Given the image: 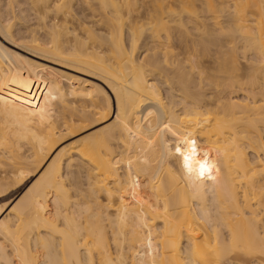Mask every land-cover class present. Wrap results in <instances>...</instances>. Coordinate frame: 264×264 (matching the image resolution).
<instances>
[{"label":"bare ground","instance_id":"bare-ground-1","mask_svg":"<svg viewBox=\"0 0 264 264\" xmlns=\"http://www.w3.org/2000/svg\"><path fill=\"white\" fill-rule=\"evenodd\" d=\"M168 1L76 52L38 30L66 0H0V264H264V0Z\"/></svg>","mask_w":264,"mask_h":264},{"label":"rangeland","instance_id":"rangeland-1","mask_svg":"<svg viewBox=\"0 0 264 264\" xmlns=\"http://www.w3.org/2000/svg\"><path fill=\"white\" fill-rule=\"evenodd\" d=\"M167 1L166 0H115V2L121 5V9L119 11L113 12L114 7L113 9H111L112 5H110V7L106 6L101 0H66V2L62 4L61 9L59 10L60 14L57 16V18L63 19L61 25L57 26L56 24H54L53 20L52 21L50 20L49 21L50 25L48 28L46 27L47 29L42 27L41 24L38 27V30H40L39 31L40 34L43 35H46V30L49 31V36L47 37L48 34L46 35L47 40L50 39V41L52 40L54 43L57 44L62 43L64 47L72 46L73 48L72 50L76 52L85 51L88 47H91V49H96V48L98 49V46L100 47L101 44L105 43V35L103 34L105 31H102V29H104L103 26H105L106 24L113 27L114 29L119 28L121 25L123 26L125 25V27H127V25H130L132 27L135 28L137 27L139 29L147 28L151 25H154L156 28L161 27L162 23L157 19V16L161 15L163 12L164 13L167 11L171 12L173 9L182 7V6H176L178 4H175L176 3L175 1H174L175 3L168 1L169 3H174V4H170L171 7L169 8L168 6L169 3ZM187 8L190 11L188 15H190L191 17L200 16L201 14L206 13L207 10L205 5H201L199 3L189 5L187 6ZM111 11L113 13H111ZM57 13L58 12L54 10V13H52V15H55ZM110 13L111 15L114 14V20L108 22L107 21L109 19L108 15H110ZM22 16L26 19L30 18V13L26 11L24 14H22ZM22 21L28 23V21H26L25 19H22ZM32 22L34 23L35 20H32ZM85 27L91 28L92 34L90 35L87 34L86 31L84 30ZM89 39L93 40V43L90 42ZM173 40L174 39H172L171 41L173 42V44L171 43V47L177 53L178 51H180L179 45L181 44L178 40H177L178 43L177 42L175 43L176 39L175 41ZM146 47L147 45H144V42H140L139 48L137 49V52H139L138 55H140L143 51H146ZM208 47L209 46L206 45L202 48V50L206 51ZM164 59L165 57L163 54L153 55L151 56L150 59H148V63H147L148 67L158 70L159 72L162 71L163 75L168 74L169 79L172 80L177 87L182 88L185 86L186 91L184 92L183 90H181L180 95L176 96V99L178 101L180 102L186 100L199 101L201 104H204L205 95H203L202 92V88H201L202 80L199 79L198 68L195 66L194 71H192L191 69L174 71L170 65H165ZM204 76H207V73ZM218 88L220 90L219 93H221V91L224 89V85H220ZM242 93H243L242 91L238 92V94H242ZM215 94L218 93H213L211 95H215ZM224 94L226 93H223L222 95ZM257 98H262V97L260 94H258ZM70 141L71 140H69L68 142ZM262 156L264 157L263 153ZM261 163L262 164H259L260 166L259 169H257L258 176H264V164H263L264 162ZM12 196L13 194L6 196L7 198L6 197L0 198V205H3L5 202H8V200H11ZM5 214L6 212L4 213V215ZM247 216H251V215L249 214Z\"/></svg>","mask_w":264,"mask_h":264},{"label":"snow or ice","instance_id":"snow-or-ice-1","mask_svg":"<svg viewBox=\"0 0 264 264\" xmlns=\"http://www.w3.org/2000/svg\"><path fill=\"white\" fill-rule=\"evenodd\" d=\"M185 159L187 160V157H185Z\"/></svg>","mask_w":264,"mask_h":264}]
</instances>
